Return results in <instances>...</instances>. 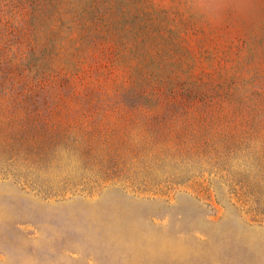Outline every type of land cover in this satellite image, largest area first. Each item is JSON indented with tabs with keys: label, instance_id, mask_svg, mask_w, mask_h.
I'll return each instance as SVG.
<instances>
[{
	"label": "rangeland",
	"instance_id": "1",
	"mask_svg": "<svg viewBox=\"0 0 264 264\" xmlns=\"http://www.w3.org/2000/svg\"><path fill=\"white\" fill-rule=\"evenodd\" d=\"M57 59L85 61L65 79ZM3 90L61 111L151 93L182 113L174 122L216 128L211 137L243 143L238 159L249 150L264 167V0H0ZM244 165L139 191L75 187L65 161L33 186L0 163V264H264V216L251 211H264V186L258 209L238 189L257 184Z\"/></svg>",
	"mask_w": 264,
	"mask_h": 264
},
{
	"label": "trees",
	"instance_id": "2",
	"mask_svg": "<svg viewBox=\"0 0 264 264\" xmlns=\"http://www.w3.org/2000/svg\"><path fill=\"white\" fill-rule=\"evenodd\" d=\"M58 34L50 32L45 41L55 43ZM38 61L44 66L47 59ZM57 61L50 67L55 76L71 79L82 70L85 59ZM39 69L35 66L30 72L40 77L47 73ZM131 98L129 107L61 111L27 93L16 96L0 91V163L11 164V176L33 186L41 180L44 187L65 161L80 172L75 187L113 183L139 191L202 173L228 176L232 167L247 163L257 167V184L238 181V189L242 196L253 197L258 209L263 205L256 187L264 186V167L261 159L248 155L249 150L246 159H238L243 143L215 139L211 136L217 134L216 128L202 123L174 122L184 117L182 113L159 108L154 94L132 93ZM140 100L144 105L152 100L156 104L142 108ZM63 183V190L71 189L69 182ZM251 211L264 216L261 209Z\"/></svg>",
	"mask_w": 264,
	"mask_h": 264
}]
</instances>
